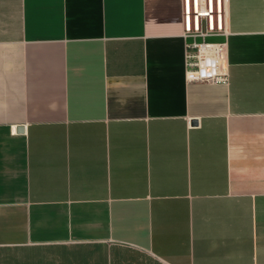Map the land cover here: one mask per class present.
<instances>
[{
	"label": "crops",
	"instance_id": "1",
	"mask_svg": "<svg viewBox=\"0 0 264 264\" xmlns=\"http://www.w3.org/2000/svg\"><path fill=\"white\" fill-rule=\"evenodd\" d=\"M226 6L197 84L182 0H0V264H264V0Z\"/></svg>",
	"mask_w": 264,
	"mask_h": 264
},
{
	"label": "built area",
	"instance_id": "2",
	"mask_svg": "<svg viewBox=\"0 0 264 264\" xmlns=\"http://www.w3.org/2000/svg\"><path fill=\"white\" fill-rule=\"evenodd\" d=\"M226 3L227 0H182L187 83L228 82L225 43L211 41L227 35Z\"/></svg>",
	"mask_w": 264,
	"mask_h": 264
},
{
	"label": "water",
	"instance_id": "3",
	"mask_svg": "<svg viewBox=\"0 0 264 264\" xmlns=\"http://www.w3.org/2000/svg\"><path fill=\"white\" fill-rule=\"evenodd\" d=\"M192 124H193V125H196L197 123H196V121H193ZM17 132H20V133L23 132V128H21V127L18 128V129H17Z\"/></svg>",
	"mask_w": 264,
	"mask_h": 264
}]
</instances>
